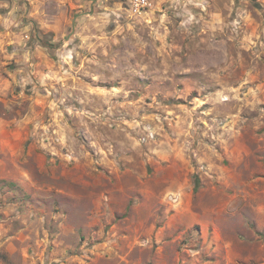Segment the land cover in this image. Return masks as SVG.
Instances as JSON below:
<instances>
[{
	"label": "rangeland",
	"instance_id": "obj_1",
	"mask_svg": "<svg viewBox=\"0 0 264 264\" xmlns=\"http://www.w3.org/2000/svg\"><path fill=\"white\" fill-rule=\"evenodd\" d=\"M68 6L0 57V264H264V2Z\"/></svg>",
	"mask_w": 264,
	"mask_h": 264
},
{
	"label": "crops",
	"instance_id": "obj_2",
	"mask_svg": "<svg viewBox=\"0 0 264 264\" xmlns=\"http://www.w3.org/2000/svg\"><path fill=\"white\" fill-rule=\"evenodd\" d=\"M55 3L58 7L65 6L69 9V2L74 0H48ZM87 2L88 0H83ZM263 7L264 0H257ZM46 0H0V57L6 56V50L11 42L18 41L20 36V28L18 23L22 21L23 14L27 12V9H33L29 16H34V21L37 25L48 26L50 28L61 26V21H49L39 12L38 9L43 8V4ZM99 3V2H98ZM78 8L84 7L86 3H76ZM233 8V7H232ZM25 11V12H24ZM40 27V26H39ZM26 26L24 30H28ZM264 31V28H263ZM3 52V53H2ZM8 53V52H7Z\"/></svg>",
	"mask_w": 264,
	"mask_h": 264
},
{
	"label": "built area",
	"instance_id": "obj_3",
	"mask_svg": "<svg viewBox=\"0 0 264 264\" xmlns=\"http://www.w3.org/2000/svg\"><path fill=\"white\" fill-rule=\"evenodd\" d=\"M137 7H147L150 5V0H134Z\"/></svg>",
	"mask_w": 264,
	"mask_h": 264
}]
</instances>
